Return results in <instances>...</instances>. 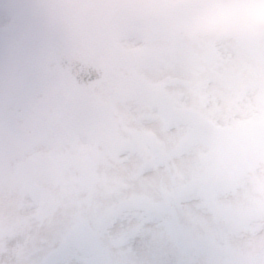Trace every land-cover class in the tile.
Here are the masks:
<instances>
[{
    "label": "snow or ice",
    "instance_id": "obj_1",
    "mask_svg": "<svg viewBox=\"0 0 264 264\" xmlns=\"http://www.w3.org/2000/svg\"><path fill=\"white\" fill-rule=\"evenodd\" d=\"M189 3L29 5L27 38L14 34L13 61L23 71L0 88V264H110L104 252L115 238L137 257L131 264H202L197 255L206 236L194 227L192 206L146 208L137 181L149 158L167 172L172 154L205 143L204 125L217 129L197 164L215 165L211 192L246 162L245 129L233 116L245 107L249 87L264 96V42L185 45L170 25ZM53 49L87 52L90 70L73 72L81 63L74 56L47 60ZM101 177L112 185L103 193L94 187ZM58 239L66 242L65 258L42 259ZM152 249L162 259L139 258Z\"/></svg>",
    "mask_w": 264,
    "mask_h": 264
},
{
    "label": "rangeland",
    "instance_id": "obj_2",
    "mask_svg": "<svg viewBox=\"0 0 264 264\" xmlns=\"http://www.w3.org/2000/svg\"><path fill=\"white\" fill-rule=\"evenodd\" d=\"M10 1L0 0V43L6 41L9 43L8 46H10L6 51L0 48V88L5 91L10 82L18 78L23 71L22 67L13 61L14 34L18 40L26 39L29 34V26L31 23L29 11L27 12L20 4L11 9ZM29 5L30 3L28 2V8ZM260 37H262V35ZM11 39H13V43H11ZM46 59L52 61L51 57L47 54ZM158 136L159 140L167 138V135L162 132L158 133ZM254 144L255 142L252 146H254ZM197 151L198 150L194 148H190L191 153H196ZM129 170L134 172L130 167ZM154 173L158 174V172H153L143 176L137 181L138 185H140L138 190H142L145 196L150 198L151 202L165 203L166 200L178 197L187 180L193 181L195 185L199 187L195 190H187L188 188H185L182 199L188 203V206H192L195 218L194 227L206 236L204 245L197 255V258L202 261V264H264L263 189L254 186L255 189H258L257 196H259L256 198H251V194H255L256 192L255 189H252L249 194L248 191H245V193L248 194L245 195L242 187L239 189L238 197L230 196L223 199L219 196V192H211L210 187L212 181H215V177H210L213 176L211 174H195L188 176L168 175L157 178L158 176ZM233 175L235 174L232 171H229L227 174L231 180H233ZM118 176L119 171L114 177ZM257 177H261L264 181V175L260 176L259 174L252 175L251 180L257 181ZM251 180H249V183H251ZM97 181L98 179L94 185L95 189L97 188ZM235 182L237 185L239 184L236 180ZM192 184L193 183H191V185ZM111 186L109 180H102V188H110ZM205 187L208 188L206 189ZM106 191L108 190H102L100 192L103 193ZM126 191L128 192L127 194L131 196L132 189H126ZM225 197L226 196H224V198ZM251 199H254L256 203L252 204L250 202ZM167 205L168 203L160 207L157 206V204H153L152 206L148 204L145 205V207L155 210L163 209L167 207ZM211 206L212 208H210ZM229 208L235 209V211L228 215H220L218 210ZM209 211L211 213H209ZM60 242H63V246L66 243L58 239L57 243L55 242V244L50 247L47 246V249H54L55 245L59 246L58 243ZM111 246L114 248L123 247L124 249H128L127 244L121 238L113 239L109 247ZM125 254L129 257L122 256L123 262L121 264H127L128 262L131 264V262L136 259L131 252ZM144 254L148 257L147 260L154 255H157V257L161 259L162 255L155 249L145 250Z\"/></svg>",
    "mask_w": 264,
    "mask_h": 264
},
{
    "label": "clouds",
    "instance_id": "obj_3",
    "mask_svg": "<svg viewBox=\"0 0 264 264\" xmlns=\"http://www.w3.org/2000/svg\"><path fill=\"white\" fill-rule=\"evenodd\" d=\"M189 34L264 30V0H207L187 25Z\"/></svg>",
    "mask_w": 264,
    "mask_h": 264
},
{
    "label": "water",
    "instance_id": "obj_4",
    "mask_svg": "<svg viewBox=\"0 0 264 264\" xmlns=\"http://www.w3.org/2000/svg\"><path fill=\"white\" fill-rule=\"evenodd\" d=\"M57 58L63 57V56H74L77 57L81 60V63L77 65V68L73 69L72 71L75 72L77 69H79L82 73H86L87 71L90 70L88 67V53L85 51H77V50H67V51H58V50H51ZM64 75V78L67 80L68 76L67 74H62Z\"/></svg>",
    "mask_w": 264,
    "mask_h": 264
}]
</instances>
